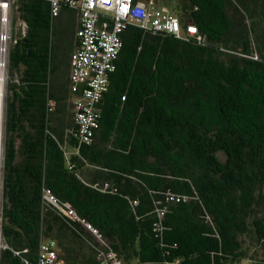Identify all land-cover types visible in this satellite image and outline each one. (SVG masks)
Wrapping results in <instances>:
<instances>
[{
    "label": "trees",
    "instance_id": "16d2710c",
    "mask_svg": "<svg viewBox=\"0 0 264 264\" xmlns=\"http://www.w3.org/2000/svg\"><path fill=\"white\" fill-rule=\"evenodd\" d=\"M155 1L200 39L128 25L87 144L69 81L75 11L12 0L26 28L3 97L0 264H37L44 239L64 264H99L101 250L122 264H264V0Z\"/></svg>",
    "mask_w": 264,
    "mask_h": 264
},
{
    "label": "built area",
    "instance_id": "2783aa9c",
    "mask_svg": "<svg viewBox=\"0 0 264 264\" xmlns=\"http://www.w3.org/2000/svg\"><path fill=\"white\" fill-rule=\"evenodd\" d=\"M47 1L50 3L52 15H58L63 5L74 10L77 15V44L69 57V81L70 90L75 94L73 110L77 130L74 134L87 144L92 143L94 129L97 127L95 105L106 90L109 73L115 69L122 46L120 33L128 25L181 39H200L194 24L189 23L182 27L177 16L167 8L157 6L155 0ZM13 18L12 0H0V110L5 94L4 87L8 81L9 48L15 42L16 33H23L26 28L23 21L16 20L13 23ZM49 105L51 109L52 102ZM43 198L65 216L80 221L97 239L100 238L97 229L80 219L73 207L69 204L60 206L49 189L44 190ZM97 259L99 264H122L111 251L97 252ZM37 264H64L63 259L58 257L54 239L40 241Z\"/></svg>",
    "mask_w": 264,
    "mask_h": 264
},
{
    "label": "rangeland",
    "instance_id": "374dc122",
    "mask_svg": "<svg viewBox=\"0 0 264 264\" xmlns=\"http://www.w3.org/2000/svg\"><path fill=\"white\" fill-rule=\"evenodd\" d=\"M167 5H169V1L167 3ZM261 7H264L262 6V4H259L257 5V8L261 9ZM242 12V11H241ZM232 13V12H230ZM245 21H247V19H245ZM6 86L4 87V93H5V89ZM4 104V102H3ZM3 104H2V109L0 110V128H1V132H2V140L0 142V207H1V166H2V157H3V138H4V131H3V123H4V110H3ZM249 240V237L248 239ZM3 244H4V239H3V236L1 234V229H0V249L3 248ZM124 264H139L136 260H131L130 262L128 263H124ZM236 264H251V261L249 259H245V260H242L240 263H236Z\"/></svg>",
    "mask_w": 264,
    "mask_h": 264
},
{
    "label": "bare ground",
    "instance_id": "6f19581e",
    "mask_svg": "<svg viewBox=\"0 0 264 264\" xmlns=\"http://www.w3.org/2000/svg\"><path fill=\"white\" fill-rule=\"evenodd\" d=\"M1 140H2V132H1V128H0V142H1Z\"/></svg>",
    "mask_w": 264,
    "mask_h": 264
}]
</instances>
